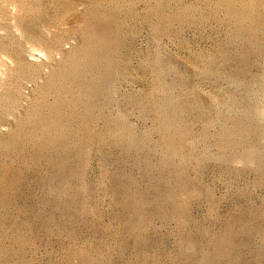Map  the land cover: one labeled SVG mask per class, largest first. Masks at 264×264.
Wrapping results in <instances>:
<instances>
[{"label": "rangeland", "instance_id": "obj_1", "mask_svg": "<svg viewBox=\"0 0 264 264\" xmlns=\"http://www.w3.org/2000/svg\"><path fill=\"white\" fill-rule=\"evenodd\" d=\"M0 264H264V0H0Z\"/></svg>", "mask_w": 264, "mask_h": 264}]
</instances>
